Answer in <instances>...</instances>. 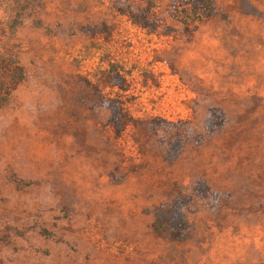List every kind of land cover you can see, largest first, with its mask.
I'll list each match as a JSON object with an SVG mask.
<instances>
[{"label": "rangeland", "instance_id": "1", "mask_svg": "<svg viewBox=\"0 0 264 264\" xmlns=\"http://www.w3.org/2000/svg\"><path fill=\"white\" fill-rule=\"evenodd\" d=\"M215 1L0 0V264H264V0Z\"/></svg>", "mask_w": 264, "mask_h": 264}, {"label": "trees", "instance_id": "2", "mask_svg": "<svg viewBox=\"0 0 264 264\" xmlns=\"http://www.w3.org/2000/svg\"><path fill=\"white\" fill-rule=\"evenodd\" d=\"M146 2L145 7L140 9L138 12L132 13L131 17L134 22H138L145 26L148 30L154 31L156 29L154 23L147 19V15L153 5L155 0H144ZM189 4V15L193 17H202V16H212L217 13V6L215 0H187ZM188 15V16H189ZM12 79L16 82H19L25 77L24 68L20 65H17L11 72ZM5 98V97H4ZM113 107L112 120L114 121L118 114H120L119 109L113 103L114 99L110 100ZM223 113L217 108L212 109L209 116V130L215 131L216 126L222 125L224 122ZM116 122V121H114ZM155 123L158 120H154ZM179 154H181V141L175 140L170 143L167 151L166 158L169 162L175 160ZM196 190L206 197L209 191V188L204 182H198ZM189 200V196L183 194L179 189L171 192L168 196V200L156 207L153 210L154 219H153V229L159 233L166 234L172 238H183L187 227L188 221L185 219V213L183 211V205H185Z\"/></svg>", "mask_w": 264, "mask_h": 264}]
</instances>
